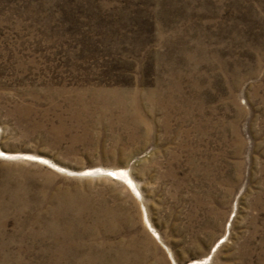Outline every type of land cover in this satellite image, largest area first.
<instances>
[{
    "label": "rangeland",
    "instance_id": "rangeland-1",
    "mask_svg": "<svg viewBox=\"0 0 264 264\" xmlns=\"http://www.w3.org/2000/svg\"><path fill=\"white\" fill-rule=\"evenodd\" d=\"M0 151V264H264V0H0Z\"/></svg>",
    "mask_w": 264,
    "mask_h": 264
},
{
    "label": "bare ground",
    "instance_id": "bare-ground-1",
    "mask_svg": "<svg viewBox=\"0 0 264 264\" xmlns=\"http://www.w3.org/2000/svg\"><path fill=\"white\" fill-rule=\"evenodd\" d=\"M7 154L4 153V152H1L0 151V157H5ZM39 159H42L41 157H38ZM44 160V159H43ZM56 167V166H55ZM89 170H95V171H98V172H103V171H106L107 173H109L110 175H114V176H117L119 179H120V184L122 186V188L124 190H128L130 191V194L131 193H134L136 194V191L131 183V180L129 179V177L127 176V174L125 173V171L120 168V167H111V168H104V167H98V166H92V167H89L87 168ZM86 169V170H87ZM113 169V170H112ZM115 170V171H114ZM108 179H110V177L106 176ZM124 182V183H123ZM129 193V192H128ZM140 211V209H139ZM142 218V217H141ZM142 220V223L147 227V224L146 222L144 221V219H141ZM149 232L152 233V231L148 228ZM153 234V233H152Z\"/></svg>",
    "mask_w": 264,
    "mask_h": 264
}]
</instances>
